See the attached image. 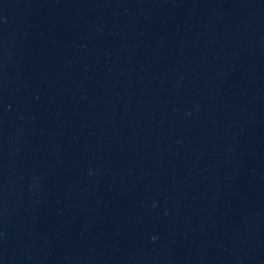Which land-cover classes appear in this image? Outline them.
Segmentation results:
<instances>
[{"label": "water", "instance_id": "water-1", "mask_svg": "<svg viewBox=\"0 0 264 264\" xmlns=\"http://www.w3.org/2000/svg\"><path fill=\"white\" fill-rule=\"evenodd\" d=\"M0 264H264V0H0Z\"/></svg>", "mask_w": 264, "mask_h": 264}]
</instances>
